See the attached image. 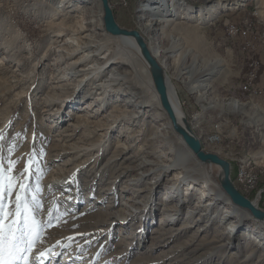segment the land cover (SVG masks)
Instances as JSON below:
<instances>
[{
	"label": "rangeland",
	"instance_id": "rangeland-1",
	"mask_svg": "<svg viewBox=\"0 0 264 264\" xmlns=\"http://www.w3.org/2000/svg\"><path fill=\"white\" fill-rule=\"evenodd\" d=\"M146 1L149 0H130L127 6L123 7L117 0H110L118 24L141 32L139 19L145 11L141 6ZM219 1L224 5L231 2L232 6H220L217 17L207 23L199 24L180 19L177 26L170 25L165 29L166 36L155 31L152 33V37L159 38L160 46L168 49L166 55L170 57L157 58L172 77L181 107L183 98L189 100L190 107H195L189 111V121L192 114L204 109L203 107H206V112L217 114L219 109L213 107L212 103L220 95L228 100L240 99L241 102L254 106L255 112L261 110L263 116L264 0H187V3L198 8L210 7ZM237 1L247 4L239 7L236 6ZM77 4L83 9L69 12L70 7L63 11L60 0H0V165H3L6 173L11 167L9 174L21 176L29 159L32 160L30 171L21 176V181L17 182V188L7 197L6 203L7 210L14 211L20 182L28 185L29 200L32 194L40 199L41 208L37 218L45 227L42 240L33 249V255L51 249L45 257H41L43 264H195L194 260L203 259L204 256L209 259L202 264H257L261 252L252 253L243 261L250 252L252 244L248 243H251L253 238L242 239V252H238V242L234 240V234L229 239L227 230L226 234L222 233L225 227H220L219 223L212 225L206 218L200 224L185 228L179 235L170 238L171 234L163 233L165 230L160 228L162 218L165 217L163 223L166 225L169 221L163 214L164 202L161 200L168 183L164 180V186L157 189L154 186L157 193L153 198L149 189L139 192L130 189L134 185L131 184L132 181H128V176H122V168L119 166L123 157L118 159V162L108 163L111 156L122 153L123 145L136 143L132 141L133 138L127 137L128 132L123 130L128 126L138 129L141 124L136 122L134 126L126 127L115 125V119L110 114L122 113L124 98L120 101L109 98L102 101L103 99L99 98L97 101L96 94L95 98L86 99L85 95L90 92L91 85L81 84L80 87L83 88H77L79 74L67 69L69 59L59 62L60 55L66 54V50H61L66 36L56 40L55 35L58 30L66 29V25L62 23L70 25L76 16L93 11L84 18L90 28L87 32L92 34L94 40L108 44L114 36L105 30L101 2L100 6L97 0H74L71 3L72 7ZM254 8L255 12H252ZM244 16L258 26L259 54L263 67L257 86L263 89L262 95L256 92H241L242 80H249L250 77L247 70L242 69L246 54L241 52V39H229L221 21L225 17L239 21ZM67 32L69 31L64 34ZM169 32L182 36L173 48L168 37ZM150 42L152 46H156L152 38L149 40V46ZM182 45L190 49L189 53L186 56L183 53L181 56L173 55L180 52L176 47ZM215 57L223 58L226 73L213 81L212 89L202 88L199 92L202 96L198 98L197 92L189 88L190 83L187 86L183 80V67L189 66L191 61H195L199 67ZM161 60H164V63ZM62 77L64 80L59 81ZM249 93H252L251 96ZM251 97L255 98L252 100ZM114 101L120 105L112 111ZM224 107V114L231 115V120L238 124L241 134L253 135L256 140L260 139L261 133L254 130L258 125L261 127L259 130L264 133L263 118L256 117V125L246 129L241 114L228 111L229 103ZM182 108L186 111L184 105ZM191 126L197 133L196 128ZM244 139L243 137L242 141ZM258 141L257 144L250 145V152L258 163H264V145H260ZM99 143L102 144L101 151L93 145ZM119 143L123 145H117ZM244 143L246 144V141ZM202 145L205 151L213 152L208 146ZM248 148L249 146L244 152ZM240 149L242 147L238 150ZM218 154L226 158L223 153ZM10 161L16 163L10 165ZM232 164L236 166V163ZM257 172L263 189L264 166H258ZM233 181L244 195L252 194V201L258 202L264 209V192L261 195L263 198L256 200L259 187L256 191H247ZM142 184L141 187L151 186L147 182ZM37 185L40 186V191H36ZM186 188V185L182 186V189ZM127 197L136 198L140 203L137 207L129 208L125 205ZM199 197L200 195L190 196V203L184 204L180 214L172 218L173 223L163 226L170 229L189 224V208ZM151 199L154 201L153 205H150ZM165 202L170 203L169 199ZM175 202L179 203V200L174 199L172 203ZM151 206H156V209L152 210ZM124 210L128 218L121 215ZM111 212L113 214H110ZM130 213L136 216L130 219ZM253 222L250 220L246 224L252 229ZM242 228H246V225ZM220 238H225L222 241L223 248L212 249L218 244L209 242ZM186 245L188 248H183ZM218 250L220 252L214 254V251Z\"/></svg>",
	"mask_w": 264,
	"mask_h": 264
},
{
	"label": "bare ground",
	"instance_id": "bare-ground-1",
	"mask_svg": "<svg viewBox=\"0 0 264 264\" xmlns=\"http://www.w3.org/2000/svg\"><path fill=\"white\" fill-rule=\"evenodd\" d=\"M73 1L74 0H60V3H62L64 7L63 11L68 7H70L68 8L69 12L83 9L79 4L72 7L71 3ZM83 1L84 0H81V2ZM97 1L100 6L101 1ZM129 1L130 0H127V3ZM246 4L247 3L242 1L239 3L237 1L236 6L239 5V7H242L246 6ZM223 5L224 3L219 1L210 7L201 6L196 8L188 4L187 0L146 1L141 6L143 11H145L139 19L140 25L142 26L140 33L146 39L148 45L150 38L155 40L156 46H152L151 41V46L149 47L152 48V54L156 59L160 58V56L170 57L166 55L168 49L160 46L159 38L152 37L153 31L158 32L159 35L166 36L165 29L170 25L177 26L180 22L178 20L180 19L195 21L199 24L207 23V21L217 17L219 7ZM224 6H232V3H225ZM92 12L91 10L87 11L83 16H76L73 21L70 22V25L62 23V25H66V29L62 28L58 30L55 38L58 40V38L66 36L61 45V50H66V54L60 55L59 62L69 59L67 69L79 74L77 75L79 76L77 88L82 89L83 87H80L81 84H83V86L91 85L89 89L90 92L85 95L86 99L95 98L96 94H98L95 98L97 101L99 98L103 99L102 101H106L107 98L120 101L123 97L125 101L121 107L122 113L119 115L110 114V116H113L115 119L113 122L120 127H126L128 125L134 126L133 124L136 122H140L141 124L138 129L128 126L123 130L128 132L127 137L130 139L133 138L134 140L132 139V141L136 143H130L127 146L120 143L117 144L119 146L123 145V151L120 154L118 153L111 156L108 163L118 162V159L123 157V162H119V166L122 168V176L124 174L128 176V181H132L131 184L134 185V187L130 189H134V191L138 192L149 189L153 198L157 193L156 189L165 185L163 182L164 180L169 184V186L167 184L168 188L161 198L164 202L163 214L169 221L166 225L163 223L165 217L162 218L160 228L165 230L163 233L171 234L169 235L170 238L179 235L185 228L188 229L194 224H200V222L206 218L212 225L219 223L220 227H225V231L223 229L224 232L222 233L226 234L228 232L229 239H231L230 236L234 234V240L238 242V252H242L240 245L242 239L253 238L254 240L248 243L252 244L250 252L245 256V260L243 261H246L252 253L261 252V257L257 261V264H264V220L256 219L249 210L235 204L221 186L220 168L214 164H201L183 138L174 130L173 123L161 104L148 65L141 56L135 39L131 36L119 35L111 37L112 41L108 42V44H103L99 40H94L92 34L87 32L90 28L88 27L89 24L86 25L87 21H85L86 19L84 16L86 14L89 16L88 14ZM100 24H102V21ZM98 25L99 23L97 26ZM65 31L69 32L64 34ZM169 34L168 37L171 39V47L173 48L182 36L180 34H176V36L171 32H169ZM180 48H182V50H180ZM176 50L180 52L178 51L179 53L173 55L178 54L181 56L183 53L184 56H186L190 51V49H187L183 45L176 47ZM194 55H196V53H194ZM1 61L0 59V62ZM161 61L164 63V60ZM208 61L209 63H204L199 67L195 61H191L189 66H184V70L181 72L185 76L183 79L184 82L187 86L190 83L189 88L197 92L198 98L202 96L201 93L199 94L202 88H206V90L212 89L214 85L213 81L220 77V75L226 73L224 71L223 58L217 57L216 59L215 57ZM117 63H120V65ZM62 74L65 75L64 72H62ZM247 74L248 77L250 76L249 80L252 79L256 75V69H247ZM167 76L170 99L177 114L182 116L184 110L180 105V97L177 88L170 74L167 73ZM196 76L197 78H194ZM63 80L64 78L59 79V81ZM251 94L252 93H249L250 96ZM254 98L255 97H251L252 100ZM206 99H209V97H206ZM115 101L113 102L112 111H115L118 105H120H117ZM227 103H229L230 106V108H227L228 111L239 112L241 114L246 129L256 125V117H258V119H264V111L262 116L261 110L258 109L255 112L254 106L251 107L247 103L241 102L240 99L232 98L228 100V98H221L220 95L219 98L213 100L212 106L219 109V112L215 114L216 116L226 117V123L230 125L231 131H235L236 127L232 125L229 120L231 115L224 114V105ZM103 105L101 106L102 109L104 108ZM220 107H223V109ZM203 108L204 109L195 111L192 114L191 121H189V123L191 122L190 125L196 128V135H198L197 137H199L200 142L208 146V148L213 151L211 153L217 155H219L218 153H223L226 156L225 159L229 160L231 164L232 162L236 163V174L247 179H259L257 169L258 166H264V163H258L256 157L250 152V145L257 144L258 140V142L261 143L260 145H264V133L259 130L261 127L257 125V128L254 130L255 132L257 130L259 134L261 133V137L258 140H256L253 135L244 136V134H241L239 131V148L242 147V149L238 150V144L224 143V139L213 136V134L206 129L202 120L211 119L212 114L205 111L206 107ZM222 127H224V119H215L214 128ZM140 135H142L141 138ZM243 137L245 138L246 144L244 140L242 141ZM93 145L98 147L101 151V143ZM247 146H249V148L244 152ZM124 163L125 165H123ZM131 163L135 164L130 165ZM150 178L152 179L149 181ZM144 182L151 184V186L141 187ZM54 185L53 183L52 186ZM184 185L187 186L185 190L182 189ZM128 186H126V188ZM154 186H156L155 190ZM194 195H200V197L199 200L189 208L188 212H190V215L187 217L190 223L184 227H169L170 229L163 226L164 224L166 226L171 225L173 223L172 218L180 214V210L184 207V204L190 203L188 199L190 196L194 197ZM168 199L170 203L165 202ZM174 199L177 201L179 200V203H172ZM126 201L125 205H128L129 208L130 206L137 207V204L140 203L133 197H127ZM153 202L154 201L151 199L150 205H153ZM180 202H182L181 205ZM253 203L255 206L259 207L258 202L253 201ZM151 208L155 210L156 206H151ZM110 214H113V212ZM121 215L123 218H128L125 210L122 211ZM128 216L132 219L136 214L130 213ZM250 220L254 221V228L252 229L246 224ZM244 225H246V228H242ZM253 230H255V232H253ZM221 238L220 240L209 242L210 244H218L214 245L212 249L219 248L221 250L223 248L224 244L222 241H224L225 238ZM227 246H229V244H227ZM183 248H188V246H183ZM218 252L220 251H214V254ZM207 259H209V257L204 256L203 259L194 260V263L202 264L206 262Z\"/></svg>",
	"mask_w": 264,
	"mask_h": 264
},
{
	"label": "water",
	"instance_id": "water-1",
	"mask_svg": "<svg viewBox=\"0 0 264 264\" xmlns=\"http://www.w3.org/2000/svg\"><path fill=\"white\" fill-rule=\"evenodd\" d=\"M100 1L102 5V18L105 30L114 36L126 35L135 39L140 54L148 65L161 104L173 123L174 130L183 138L200 162L214 164L220 168L221 186L231 200L240 207L249 210L256 219L264 220V209L260 206H255L253 201L245 196L235 185L231 175V163L215 153L204 151L199 138L189 123L185 111L182 116H179L175 111L169 96L167 71L152 54V50L146 39L142 36L139 30L127 29L118 24L110 0Z\"/></svg>",
	"mask_w": 264,
	"mask_h": 264
},
{
	"label": "snow or ice",
	"instance_id": "snow-or-ice-1",
	"mask_svg": "<svg viewBox=\"0 0 264 264\" xmlns=\"http://www.w3.org/2000/svg\"><path fill=\"white\" fill-rule=\"evenodd\" d=\"M14 165L15 161H10ZM32 160L29 159L23 173L30 171ZM9 167L6 173L0 165V264H43L41 257H45L51 249L33 255V249L41 242L44 224L37 218L41 208L40 199L32 194L29 200L28 185L20 182L19 192L15 198L14 211L7 210V197L17 188L21 176H14ZM36 191H40L37 185ZM11 217V218H10Z\"/></svg>",
	"mask_w": 264,
	"mask_h": 264
},
{
	"label": "built area",
	"instance_id": "built-area-1",
	"mask_svg": "<svg viewBox=\"0 0 264 264\" xmlns=\"http://www.w3.org/2000/svg\"><path fill=\"white\" fill-rule=\"evenodd\" d=\"M121 6H127V0H117ZM238 11V10H237ZM252 12H255V8ZM223 25L225 26L226 33L229 39H241L242 50L241 52L246 54L245 61L243 62L242 69H256V76L250 80H242L243 89H240L241 92H256L259 95L263 94V89L257 86L259 80V74L263 67L262 58L259 54V33L257 32V25L252 22L249 18L243 17L239 21H234L230 17H225L222 19ZM182 107L184 105L186 115L189 119V111L193 107L187 98L181 100ZM184 109V108H183ZM226 117H218L212 115V118L209 120H202L206 126V129L210 131L213 136L224 139V143L238 144L239 149V128L238 124H235L231 117L229 120L232 125H235V131L230 130V125L226 123ZM214 119H224V127L214 128ZM259 179H247L241 177V175L236 174L235 182L245 188L247 191H256ZM264 192V188L259 189L257 199L263 198L261 195Z\"/></svg>",
	"mask_w": 264,
	"mask_h": 264
},
{
	"label": "trees",
	"instance_id": "trees-1",
	"mask_svg": "<svg viewBox=\"0 0 264 264\" xmlns=\"http://www.w3.org/2000/svg\"><path fill=\"white\" fill-rule=\"evenodd\" d=\"M234 164H232V166H233ZM234 168H233V172H232V178H233V180H235V169H236V166H233ZM263 185V183L262 182H259L258 183V186H257V189H258V187H259V189L261 188V186ZM249 199H253L254 198V196L252 195V194H245Z\"/></svg>",
	"mask_w": 264,
	"mask_h": 264
},
{
	"label": "crops",
	"instance_id": "crops-1",
	"mask_svg": "<svg viewBox=\"0 0 264 264\" xmlns=\"http://www.w3.org/2000/svg\"><path fill=\"white\" fill-rule=\"evenodd\" d=\"M214 26L216 25V23L213 24Z\"/></svg>",
	"mask_w": 264,
	"mask_h": 264
}]
</instances>
